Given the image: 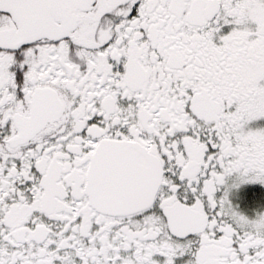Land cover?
<instances>
[{
	"label": "snow or ice",
	"instance_id": "obj_1",
	"mask_svg": "<svg viewBox=\"0 0 264 264\" xmlns=\"http://www.w3.org/2000/svg\"><path fill=\"white\" fill-rule=\"evenodd\" d=\"M0 264H264V0H0Z\"/></svg>",
	"mask_w": 264,
	"mask_h": 264
}]
</instances>
